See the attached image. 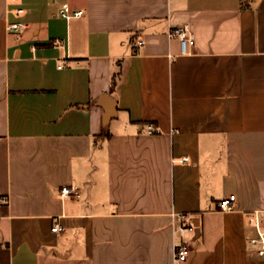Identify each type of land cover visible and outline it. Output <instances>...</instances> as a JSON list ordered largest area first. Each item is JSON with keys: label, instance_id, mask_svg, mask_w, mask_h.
I'll return each mask as SVG.
<instances>
[{"label": "crops", "instance_id": "1", "mask_svg": "<svg viewBox=\"0 0 264 264\" xmlns=\"http://www.w3.org/2000/svg\"><path fill=\"white\" fill-rule=\"evenodd\" d=\"M0 196V264H260L264 0H0Z\"/></svg>", "mask_w": 264, "mask_h": 264}, {"label": "built area", "instance_id": "2", "mask_svg": "<svg viewBox=\"0 0 264 264\" xmlns=\"http://www.w3.org/2000/svg\"><path fill=\"white\" fill-rule=\"evenodd\" d=\"M15 15H20L22 9L15 8L12 10ZM83 14L82 10H74L69 4L64 3L61 5L58 11V15L65 20H70L75 17H79ZM28 25L23 22H11L7 25V31L10 33H19L24 29H27ZM169 36L177 37L180 42V49L182 52H188V48L194 45L192 34L188 27L178 26L170 29ZM142 46V40L137 39L134 42V48ZM61 67V66H59ZM145 131L149 135H153L158 131V127L154 123L146 124ZM188 161L187 157H182L181 162ZM61 197H67L69 195H77V188L72 185H65L60 187L58 191ZM235 196L233 194L228 195L220 199L217 203V209L221 212H229L234 209ZM7 198L0 196V205H5ZM173 232L174 233H185L195 232L196 226L193 222L194 214L192 212H181L173 215ZM246 223L252 230V234L247 238L249 254L253 256L260 264H264V210H251L245 212ZM52 232L62 231V227L55 223L51 227ZM190 247L186 242H180L173 248L172 260L174 264L183 263L187 260Z\"/></svg>", "mask_w": 264, "mask_h": 264}, {"label": "trees", "instance_id": "3", "mask_svg": "<svg viewBox=\"0 0 264 264\" xmlns=\"http://www.w3.org/2000/svg\"><path fill=\"white\" fill-rule=\"evenodd\" d=\"M114 85H115V79L112 78L111 83H110V88L113 89Z\"/></svg>", "mask_w": 264, "mask_h": 264}, {"label": "water", "instance_id": "4", "mask_svg": "<svg viewBox=\"0 0 264 264\" xmlns=\"http://www.w3.org/2000/svg\"><path fill=\"white\" fill-rule=\"evenodd\" d=\"M195 226L197 227V224H195Z\"/></svg>", "mask_w": 264, "mask_h": 264}]
</instances>
